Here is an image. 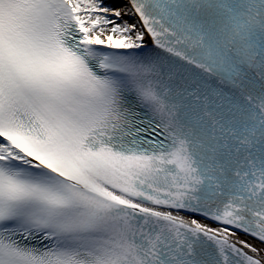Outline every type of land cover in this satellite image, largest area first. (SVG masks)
<instances>
[{"label":"snow or ice","instance_id":"obj_1","mask_svg":"<svg viewBox=\"0 0 264 264\" xmlns=\"http://www.w3.org/2000/svg\"><path fill=\"white\" fill-rule=\"evenodd\" d=\"M0 264H264V0H0Z\"/></svg>","mask_w":264,"mask_h":264}]
</instances>
